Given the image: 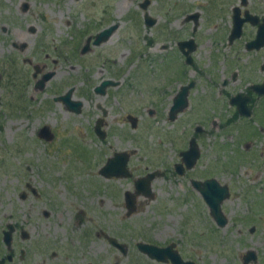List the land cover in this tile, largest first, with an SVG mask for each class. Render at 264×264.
<instances>
[{
  "label": "rangeland",
  "instance_id": "rangeland-1",
  "mask_svg": "<svg viewBox=\"0 0 264 264\" xmlns=\"http://www.w3.org/2000/svg\"><path fill=\"white\" fill-rule=\"evenodd\" d=\"M144 1L0 0L3 27H8L10 33L15 28L14 33L21 32L23 37V40H17L10 34L0 36V76L4 77L1 78L2 87L0 85V162L3 164V168H0V210H5L11 198H14L15 210L29 209L30 202L19 198L20 192L25 190L24 184L29 181L39 193L44 194L34 202V224L43 225L42 212L50 205L55 216L49 222L61 226V237L74 243L77 257L89 256L87 252L90 249H109L103 238L95 236L97 229L100 233L102 214L106 213L107 208L103 205L112 199L109 194L135 192V181L141 176L155 170L166 173L152 182L151 187L154 193L161 195L157 196L160 202L170 204L169 211L173 208L172 198L181 199L187 193H195L188 178L175 176L173 169L176 162L181 160V150L187 149L190 139L195 135L193 128L197 122L187 126L184 120L186 115H181L176 123L169 120L173 96L178 90V87L166 88L169 85V73L156 66L151 69L146 67L148 70L145 67L140 69L137 64L133 66L129 62H134V56L142 53L156 58L161 55L158 46L153 50L146 44L156 29L145 30L142 20L146 11L140 7ZM150 1L147 10L150 16L160 20L163 25L166 24L165 20H179V24H172L175 30L180 28L182 20L195 13L199 14V20H224L227 27L229 20H233L234 8H240L242 15L249 11L260 19L264 18V0H247L246 6L242 0ZM24 4L29 5L27 12L22 9ZM34 22L42 28L39 36L27 34L28 24ZM113 24L120 26V30L110 42L98 48L93 47L92 52L82 56L81 49L88 35H95L100 29ZM88 30L92 32L79 38L81 33ZM252 39H255L254 34L244 37V41ZM13 42H26L29 50H32L33 43L46 44L44 51L51 55V59L61 55L58 75L48 88L51 93L37 92L33 88L31 79L34 68L23 63V59L29 57V52H16L12 48ZM220 52L229 60L235 49L225 48ZM175 53L176 49L171 47L166 55L174 56ZM13 58H16V69L26 71L20 73L19 80L28 79L29 82L25 87L27 108L18 109L10 105L16 94L10 85L15 79L9 76L14 70L11 66ZM106 61L113 63L106 64ZM42 63L43 60H33L34 65L42 67ZM168 65L174 69L170 62ZM223 70L226 71V67ZM60 71L64 72L65 77ZM222 78L223 75L220 80ZM105 80L120 81L124 85L111 88L110 98L106 96L115 106L112 123L114 136L104 144H99L90 130L96 100L94 88ZM72 87L75 88L73 99H81L86 105L81 115L68 114L58 98L67 94ZM55 88L61 92H53ZM215 89L216 94L223 90L219 85ZM206 90L212 94L209 87ZM224 92L234 94V86L224 89ZM151 93L157 97L156 101L151 99ZM213 101L211 108L217 111L208 109V113L218 124L212 127V134L204 135L198 142L202 157L190 176L196 180L216 179L222 186H227L231 193L223 204L227 210L264 211V137L253 135L251 130L241 124H232L224 129L221 120L223 118L225 122L224 118L233 117L234 109L226 100ZM150 108L158 110L153 117L148 114ZM199 111L200 106L191 117H197ZM129 114L139 119L137 130L127 120ZM261 121L256 125H261ZM43 127H49L55 135L52 141L39 138L38 133ZM237 129L243 130L240 139L236 135ZM252 143L253 148H249ZM117 152L131 154L128 168L132 177L105 179L100 175V169ZM193 198L185 206L180 202L179 209L193 208L199 197L195 195ZM115 203L117 200L113 201ZM154 207L156 205L153 204ZM108 212L113 211L108 209ZM16 213L21 217L26 211ZM259 215L264 221V214L259 212ZM166 221V226H171ZM91 231L93 234L86 236ZM101 252L105 255L104 251ZM130 255L141 256L135 248ZM114 257L116 262L123 260V255L117 250H114Z\"/></svg>",
  "mask_w": 264,
  "mask_h": 264
},
{
  "label": "flooded vegetation",
  "instance_id": "flooded-vegetation-1",
  "mask_svg": "<svg viewBox=\"0 0 264 264\" xmlns=\"http://www.w3.org/2000/svg\"><path fill=\"white\" fill-rule=\"evenodd\" d=\"M24 7L25 4L22 6L23 11ZM245 12L243 15L241 12L242 17H244ZM154 21V25L148 26L146 20H142L145 30L151 31L156 29L155 32L152 31V38L148 39V43L146 44L150 48H153V50L158 46L161 55L156 58L151 56V54L142 53L137 57L134 56V62L130 60L129 62L133 66L137 64L140 69L143 67L151 69L156 66L158 69H163L170 74L169 85L166 88L172 87L174 89L178 87V90L173 96V102L169 110V120L171 108L175 104V101L179 98L183 89L188 88L182 112L176 115V120L170 121L176 123L179 121L181 115H186L184 120L187 126H193L197 122L193 128L195 135L190 139L187 149L181 150V160L177 161L174 165L173 174L180 178H188L195 193H187L186 197L181 199L178 197L172 198L171 204L173 208L170 211L168 210L170 204L160 202L157 196L161 195L154 192L150 194L133 192L130 195L127 192L109 194L112 199H109L103 205L107 209L106 213L102 214V228L99 230L100 233H98V229L95 232L96 238H103L109 249L107 250L102 247L90 249L87 252L89 256L77 257L75 248L73 247L74 243H69L67 239L61 237V226L53 221L49 222L51 217L55 216V211L50 205L48 209H44L42 212L43 225L36 226L34 224L36 215L34 202L35 200H40V197L44 196V194L39 193V190L28 181L24 184L25 190L20 192L19 198L22 201H29L30 208L27 210H15V201L14 198H11L10 203L4 208L5 210H0V264H264V221L259 218L262 216L259 215V212L264 214V211L251 209L245 211L227 210L223 208L226 199L221 203L220 213L223 215V219L219 223L215 212L205 200L202 192L194 186V182L203 183L211 179L196 180L190 176L191 171L197 166L202 157L198 142H200L204 135L212 134V127L218 124L208 113V109H212L211 106L214 104V99L216 102L226 100L234 109L233 117L230 119L224 118L225 122L222 118L221 121L224 123L222 124L224 125V129L232 124H237L238 126L241 124L251 130L253 135L264 137V46L260 48L250 47V44L258 35L260 26L264 25V20H241L243 21L241 35L233 40H231V36L235 20H229V26L227 27L223 23L224 20H187L186 18V20H182L178 30H175L172 24H179V20H165V25L160 20ZM254 21L257 23L254 24ZM28 26L26 29L27 34L39 36L42 30L41 27L36 26L35 22L28 24ZM113 26L117 27L111 36L102 44L95 46L94 41L96 36ZM14 30L15 28H12V32L10 33L8 27H3L0 20V36L10 34L17 40H23L21 32L14 33ZM118 30H120V26L113 24L100 29L95 35H88L89 37L81 49V55L89 54L92 52L93 47L98 48L110 42ZM88 32L91 33L92 30L81 33V35L79 34V38L83 35L85 36ZM251 34L255 35V39L244 41V37ZM46 46V44L39 45V43H33L31 44L32 51L29 50V45L26 42H13L12 44V48L16 52H29V57H25L23 63L34 68L33 79H31L33 88L37 92L48 94L51 93L48 88L58 75L57 67L61 65L60 61L62 59L61 55H57L56 58L51 59V55L44 51ZM86 47H88V52L83 54V50ZM171 47L176 49L174 56L166 55V52ZM37 48L38 50H36ZM225 48L235 49V53L229 60L227 56L220 52ZM34 59L43 60V66L34 65ZM169 62L174 69H170ZM108 63L113 62L106 61V64ZM15 65L17 66L16 58H13L11 66L14 70L9 76L10 79H15L10 85L16 90V94L15 100L10 105L16 106L18 109L27 108L25 87L29 85V82L28 79L26 81L19 80L20 73L23 74L26 71L16 69ZM224 67H226V71L223 70ZM147 68L146 70H148ZM46 70L47 72L45 73ZM59 73L65 77L63 71ZM222 75L223 78L220 80ZM1 78L3 79L4 77L0 76V85L2 87ZM16 80L17 83L15 82ZM105 81L94 88L96 100H94V117L90 132L99 144H104L114 136L112 123L114 122L115 106L114 102H110L109 100L110 90L111 88L122 87L124 85L123 82L113 81L118 83V85L106 87L103 94L97 93L96 89ZM218 85L223 90H219L216 94L215 91L217 89L215 88ZM231 85L234 86L235 93L228 94L224 92V89ZM207 87L212 90V94L207 92ZM71 89L74 90L72 101L74 103L80 102L81 105L77 106L76 109H71L65 102L60 100L66 94L58 97L59 101L63 103L68 114L81 115L86 106L85 102L81 99L79 101L74 100L75 88L72 87ZM199 90H201V93H199ZM54 91L61 92L59 88H55ZM196 91L198 93H195ZM151 94V99L156 101L157 97L153 95L154 93ZM106 96L109 98H106ZM219 97L223 98L220 100ZM101 98H105L106 100H102ZM199 106L200 111L198 116L192 118L191 115L197 111ZM221 110L223 111L222 108ZM216 111L215 109L213 110V112ZM157 113V109L150 108L148 110L150 117L155 116ZM129 116L133 115H127V120L130 122ZM260 119L262 120L261 125L258 126L256 123ZM139 124L138 119L137 128H132L137 130ZM242 131L236 130L238 139L241 138L240 134H242ZM193 139L196 140L199 147L200 157L196 165L188 169L187 163L183 162L182 154L189 150ZM254 141L255 139H253V143ZM253 143L250 144L249 148H253ZM115 154L111 158H114ZM178 165H183L182 169L184 173L182 175L177 171ZM0 168H3L2 162H0ZM130 174L132 177L131 172ZM151 174H157L152 182L166 175L163 171L155 170L138 178L135 181V185L137 181L146 179ZM220 186L222 185L220 184ZM195 195L199 199L193 208L179 209L180 202L185 206L194 200L193 196ZM230 195L231 193H229L228 199ZM45 196L47 197L48 195L45 193ZM129 196L135 198L133 209L128 208L127 199ZM115 197L119 198L115 199ZM114 200H117V203L113 204ZM153 204L156 207L152 208ZM108 209H111L113 212L109 213ZM16 211H26V214L20 217ZM242 212L250 214H242ZM231 213L235 214L231 215ZM60 219L63 220L64 218L61 217ZM166 219L171 226H166L168 223ZM91 233L93 234L92 231L86 233V236L91 235ZM141 245L156 247L169 256L166 255L164 260H158L157 258H153L151 253L141 250ZM133 248L142 257H132L130 254ZM114 250L123 255V260L120 263L115 261ZM101 251H104L105 255H102Z\"/></svg>",
  "mask_w": 264,
  "mask_h": 264
},
{
  "label": "water",
  "instance_id": "water-1",
  "mask_svg": "<svg viewBox=\"0 0 264 264\" xmlns=\"http://www.w3.org/2000/svg\"><path fill=\"white\" fill-rule=\"evenodd\" d=\"M151 1L150 0H145L141 5V9L146 11L144 15V20H146V24L148 26L154 25L156 19H153L150 14L147 12L148 7L150 6ZM242 4L244 6L247 5V0H242ZM28 10V5L25 4L24 11ZM200 16L198 13L191 14L187 17V20H199ZM233 20H235V26L233 29V34L231 36V40L236 39L240 37L241 35V28L243 25V21L241 20H260L258 16L250 14L249 11L245 12V16H241V11L240 8H235L234 9V16ZM264 20V19H263ZM254 24L257 22L254 21ZM117 26L110 27L109 29L103 31L99 35L96 36V39L94 41V45L98 46L102 44L105 40H107L111 34L114 32ZM264 46V25L260 26L258 35L256 40H254L251 44V48H260ZM88 52V47H86L83 50V54ZM49 78V77H48ZM47 78V79H48ZM118 83H115L113 81H105L100 87L96 89L97 93H105L104 89L108 86H117ZM73 89H71L65 96L61 97L60 100L65 102L71 109H76L77 106H80L81 103H74L72 101V94H73ZM261 91V90H260ZM264 91V89H263ZM188 88H184L182 93L180 94L179 98L175 101V104L171 108L170 112V120L174 121L176 120V115L183 110V103L186 100ZM183 98V100H182ZM75 105V106H74ZM246 105V104H245ZM245 107V106H244ZM241 107V108H244ZM249 115V114H248ZM128 119L130 120L132 127L134 129L137 128V123L138 119L134 116H129ZM40 138L46 140V141H52L54 139V135L49 127H44L41 129L39 133ZM183 157V162L187 163L188 169L193 168L196 165L197 160L200 157V150L199 147L196 143V140L193 139L190 144V148L187 152L182 154ZM130 161V154L129 153H116L114 158H111L108 160L107 164L105 167L100 171V174L106 178H130L131 174L128 169V164ZM183 165H178V173L182 175L184 173V170L182 169ZM157 174H151L148 176V178L139 180L136 182V192L137 193H152V187H151V182L152 180L155 179ZM194 186L197 190L202 192L204 195L205 200L207 203L210 205V207L213 209L215 212V216L220 223L223 219V215L220 213V207L221 203L228 199L229 197V189L228 187H222L220 184L215 180L211 179L205 182H194ZM128 195L131 194V192H127ZM128 208L133 209L134 206V197H128ZM141 250H144L147 253H151V256L153 258H157L158 260H164L165 256H169L167 253H163L161 249H157L156 247L153 246H148V245H141L140 246Z\"/></svg>",
  "mask_w": 264,
  "mask_h": 264
}]
</instances>
